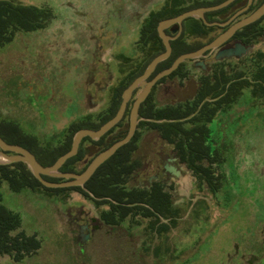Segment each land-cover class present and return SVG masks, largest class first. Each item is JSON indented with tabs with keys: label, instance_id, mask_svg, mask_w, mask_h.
Masks as SVG:
<instances>
[{
	"label": "rangeland",
	"instance_id": "1",
	"mask_svg": "<svg viewBox=\"0 0 264 264\" xmlns=\"http://www.w3.org/2000/svg\"><path fill=\"white\" fill-rule=\"evenodd\" d=\"M16 1L55 12L46 30L18 33L0 48V121L18 122L37 137L39 147L29 144L42 156L40 149L48 143L60 146L70 122L108 109L112 89L119 91L141 60V23L122 22L120 0ZM258 50L264 51V39L247 55ZM226 65L240 70L245 64L231 58ZM166 101L158 96L160 106ZM209 127L225 160L224 174L229 175L230 163L237 166L241 185L213 195L199 191L190 171L184 173L175 193L179 223L167 240L149 231L153 219L136 225L129 218L103 227L79 250L72 215L81 210L99 217L107 206L97 207L75 191L64 199L27 189L13 192L4 184L3 204L21 215L22 230L36 234L42 247L18 263L1 256L0 264H264V101L245 90L238 104ZM2 129L16 137L11 127ZM143 134L136 158L154 159L157 133ZM94 156L89 155V163ZM83 168L80 163L78 169ZM159 246L162 255L157 256Z\"/></svg>",
	"mask_w": 264,
	"mask_h": 264
},
{
	"label": "trees",
	"instance_id": "2",
	"mask_svg": "<svg viewBox=\"0 0 264 264\" xmlns=\"http://www.w3.org/2000/svg\"><path fill=\"white\" fill-rule=\"evenodd\" d=\"M54 18L55 12L49 6L25 4L16 0H0V48L11 43L18 33L30 34L46 30ZM151 29L152 35L153 26ZM238 36L248 45L258 44L264 39V19L247 25ZM151 58L152 56H147L144 60H140L135 69L122 79L119 91L118 87L114 88L115 96L111 108L96 116L86 115L80 117V121L70 122L64 131V140L60 146L48 143L40 149L42 156L30 147L31 143L39 147L37 137L25 133L18 122L0 121V137L11 144H18L31 150L43 165H52L71 149L73 137L79 130L84 128L97 130L116 114L121 103L122 91L138 77ZM240 62L245 64L240 70L237 65L227 69L226 61H216L212 64V72L207 78L205 77V87L208 88L205 90L207 100L203 105L199 102L192 107L183 103L160 106L147 100L141 107L140 118L143 120L138 126L139 131L134 139L104 162L84 187L48 188L33 176L26 164L22 162L1 164L0 257L8 256L18 263L27 257L37 255L42 247V242L36 234L28 235L22 230L21 215L3 204L1 188L4 184H7L13 192L27 189L49 196L62 195L64 199L71 192H79L85 198L92 200L97 207L107 206V209L101 210L99 216L104 224L116 227L127 218H132L136 225H140L145 219H153L147 228H151V231L160 234L161 237L164 235L167 240L165 234L170 227H177L180 218V209L172 205V193L166 191L161 182H154L149 186L146 183L144 185L133 183L135 172L140 165L136 153L144 132H156L173 146L174 153L186 164L199 191L216 195L225 186L230 190L239 187L241 184L238 179L241 175L237 166L230 163V167H233L229 175L224 174L225 160L220 157L219 150L213 145L215 141H212L209 124L221 112L228 111L238 104L245 90L250 91L252 98L264 101V51L251 53ZM170 64L171 60L163 66L168 67ZM182 66L184 65H181L180 69ZM182 119L185 120L180 121ZM4 125L11 127L16 137L7 135L2 129ZM116 131L114 129L112 132ZM125 134L126 131L122 135L116 134L108 146L123 138ZM82 145L79 154L68 160L60 169L61 172L79 173L87 168L89 164L81 171L76 169L85 154ZM45 179L54 183L64 181L52 177ZM195 214L199 217L197 212ZM136 217L141 220H135ZM161 218L167 219L168 223H162ZM205 220H208L207 216ZM161 251V247H157L156 255H162ZM165 251L170 250L167 247Z\"/></svg>",
	"mask_w": 264,
	"mask_h": 264
},
{
	"label": "flooded vegetation",
	"instance_id": "3",
	"mask_svg": "<svg viewBox=\"0 0 264 264\" xmlns=\"http://www.w3.org/2000/svg\"><path fill=\"white\" fill-rule=\"evenodd\" d=\"M226 1L228 0H120L122 12L120 13L121 16H119V18H121L122 22H126L127 24L132 22L141 23L139 31L140 39L142 41V48L140 50L141 60H144L147 56H152V60L154 57L165 51L164 41L158 30L162 21L176 18L188 11H201L200 14L198 13L194 16L188 17L181 23H173L164 28V33L169 37L172 51L167 59L156 66L155 70L146 79L147 82H151L157 74L170 67L177 57L183 54L196 52L205 47V45L223 34L230 26L249 16L264 3V0H233L223 7L211 9ZM262 19H264V17ZM151 26L154 28L152 35L150 34V31L152 30ZM242 29L237 31L223 45L235 44L239 41L245 47H252L253 49L255 46L254 44L248 45L238 36ZM218 49L219 48L206 53L204 52L201 57L186 60L181 64L184 65L181 69L180 65L172 74L157 81L152 86L145 102L148 100L159 105L158 96L160 95L163 98L168 99V101L162 106L183 103L192 107L193 104L199 102H201L200 104L202 105L205 104V101L207 100V98L205 99V90L208 88L205 87V77L207 78L212 72V64L217 61L215 55ZM247 54L248 52L240 58H231L240 61L247 57ZM231 58H225L220 61H227ZM170 60L171 64L168 67H164L163 65ZM148 64L145 65L138 76L144 74ZM145 87V85L141 86L134 92L123 120L115 128L98 140L89 137L82 140L81 144H83L82 147L85 152V157H82L81 161L77 164L76 169L78 171H81V169H78L80 163H83L84 167L88 165L89 155L95 153V156H97L100 152L110 147L111 145H108L116 134L119 133L122 135L124 134V131H126V134L128 133L132 104L137 95L143 91ZM114 96L115 89H112L108 101V108L112 107ZM92 98L90 103L93 101ZM145 102H143V104ZM139 120L140 122L143 120L140 118V111ZM184 120L185 119H182L180 121ZM121 124L122 126H120ZM114 129L117 131L113 133L112 131ZM137 131H139V128H137ZM154 145L156 148L155 158L149 160L144 159V161L143 159H139L140 165L135 172L133 183L137 185H144L146 183V185L149 186L154 182H161L164 185L165 190L172 193V205L177 206L175 200V193L177 191L176 187L179 184V180L183 178V174L188 171L187 166L176 156L173 151V146L164 141L158 133ZM80 149H82L81 146ZM143 173H145L144 176L146 179L140 177ZM72 216V223L76 226L77 231V235L73 240L76 241L79 250L84 247L89 239L93 238L97 231L106 226L110 227L104 224L100 217L90 216L88 213L81 210H77L76 214ZM128 219L129 218H127L126 221ZM173 228L175 227H170L167 234H169ZM149 231H151V228H149Z\"/></svg>",
	"mask_w": 264,
	"mask_h": 264
},
{
	"label": "water",
	"instance_id": "4",
	"mask_svg": "<svg viewBox=\"0 0 264 264\" xmlns=\"http://www.w3.org/2000/svg\"><path fill=\"white\" fill-rule=\"evenodd\" d=\"M233 0H228L223 4L213 7L211 9L220 8ZM200 14L201 11H188L180 16L164 20L159 25V33L161 38L164 41L165 51L161 54L154 57L148 64L144 74L138 76L134 79L122 92V100L120 106L116 112V114L105 122L99 129H81L79 130L73 137L71 149L61 155L52 165H43L36 155L29 149L18 145L11 144L7 142L5 139L0 137V165L11 164L22 162L26 164L33 174V176L42 183L45 187L48 188H68V187H84L85 184L92 178V176L96 173L99 167L106 162L109 158H111L120 148L128 144L133 136L135 135L138 124H139V111L140 107L145 102L152 86L159 81L160 79L172 74L178 67L184 63L186 60L194 59L201 57L204 52L213 51L217 48L218 51L215 55V59L217 61L223 60L225 58L236 57L240 58L242 55L249 52L252 47H245L239 41L235 44H226L223 45L230 37H232L237 31L242 29L243 27L255 23L261 20L264 17V3L259 6L254 12H252L249 16L241 19L236 22L232 26H230L223 34L219 35L212 42L205 45V47L201 48L196 52H191L187 54L180 55L177 57L170 67L163 70L159 74L155 76V78L151 82H147L146 79L151 75V73L155 70L156 66L167 59L172 51L171 44L169 42V37L164 33V28L173 23H181L184 19L194 16L196 14ZM146 86L143 91H141L136 99L134 100L129 118V129L126 136L117 142L113 143L110 147L100 152L94 159L89 163L87 168L80 172H61L60 169L62 166L71 158L77 156L80 150V146L82 140L86 137H89L94 140H98L110 132L113 128H115L124 118L129 103L133 97L134 92L141 86ZM45 177L59 178L63 179V182L54 183L50 182Z\"/></svg>",
	"mask_w": 264,
	"mask_h": 264
}]
</instances>
